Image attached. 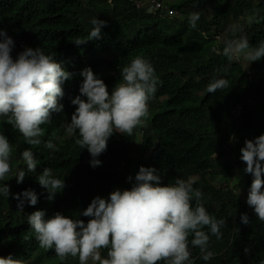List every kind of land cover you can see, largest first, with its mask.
<instances>
[{
    "label": "trees",
    "instance_id": "trees-1",
    "mask_svg": "<svg viewBox=\"0 0 264 264\" xmlns=\"http://www.w3.org/2000/svg\"><path fill=\"white\" fill-rule=\"evenodd\" d=\"M191 3L193 0L168 3L171 14L161 8L150 12L149 5L136 6L135 0H0V29L14 40L12 55L25 47H40L74 74L63 84L64 112L53 113L51 123L41 126L42 141L51 139L59 151L48 150L43 143L28 145L7 118L0 117V133L12 145V174L25 167L20 153L32 148L39 161L36 174L50 167L66 184L63 192L49 201L36 174L27 173L20 184L15 177L6 182L10 194L0 197V256L11 254L19 264H79L77 257L62 262L53 249L40 247L26 222L27 214L39 209L46 216L60 211L75 218L95 196L106 198L114 189L130 188L132 182L127 178H134L143 165L155 167L164 184L174 177L198 176L194 187L202 192L200 203L210 215L225 220L222 237L210 238L209 248L214 252L210 261H203L199 248L190 246L194 264H264V223L246 203L251 175L244 174L234 187H203L208 184V173L228 178L236 165L245 167L239 158L245 139L264 134V92L250 68L242 61L229 62L212 50L214 45L223 49L226 40L239 35L253 45L264 39V0H199L195 11L202 14L195 29L189 26L187 17L179 18L192 12L184 8ZM96 16L107 21L101 37L76 45L73 40L87 37L92 27L90 19ZM237 25L242 32H233ZM136 56L149 59L156 70L161 83L150 102L163 111L146 117V125L131 136L114 133L107 150L99 156L102 165L93 168L87 149H81L63 127L75 110L71 100L80 95L79 72L91 66L111 91L120 80L119 68ZM254 63L264 74V59ZM220 76L229 81V86L206 94L207 84ZM238 105L245 114L244 131L229 139L222 128ZM137 150L139 156L133 158ZM28 188L39 194V201L21 210L13 194ZM239 188L245 192L244 198L242 193L238 195ZM241 213L250 216L248 225L239 222Z\"/></svg>",
    "mask_w": 264,
    "mask_h": 264
},
{
    "label": "clouds",
    "instance_id": "clouds-1",
    "mask_svg": "<svg viewBox=\"0 0 264 264\" xmlns=\"http://www.w3.org/2000/svg\"><path fill=\"white\" fill-rule=\"evenodd\" d=\"M135 2L139 7L149 5V8H161L172 14L167 0ZM198 5L199 0H193V7ZM201 14L194 10L188 15L191 28L197 27ZM90 24L86 38L73 40L76 45L99 39L107 21L96 16L90 19ZM232 30L243 31L238 25ZM14 47L12 37L5 29H0V117H6V122L22 134L28 145L43 143L46 149L59 151L51 139L42 141L44 129L41 126L51 123L53 113L64 112L63 84L74 74L40 47H25L15 57L12 55ZM212 50L229 62L244 60L248 66L264 59V39L253 45L246 36L239 35L226 40L223 49L214 45ZM119 70L120 80L109 91L91 66L84 67L79 72L82 77L80 95L71 100L75 110L70 122L63 125L67 135L74 137L81 149H87L93 168L102 165L99 156L107 150V142L114 133L131 136L134 129L144 123L150 101L161 83L153 64L143 56H136ZM228 86L225 77L213 78L207 84L206 94ZM240 153L239 158L245 163L243 172L252 177L246 203L256 219L264 223V134L245 139ZM11 154L8 137L0 133V197L5 198L10 194L6 182L15 177L17 184L22 183L27 173L36 174L39 164L32 148H26L20 153L25 167L13 175ZM35 178L46 190L49 201L66 187L65 180L50 167H45ZM127 179L132 182L130 188H117L106 198L95 196L75 218L60 211L51 216L39 209L28 213L26 222L40 247L53 249L62 262L68 257H77L79 264H159L161 261L163 264H194L190 246L199 248L203 261L213 258L210 238L220 239L226 222L210 215L200 203L202 192L194 187V177H174L164 184L155 167L141 165L135 177L130 175ZM236 191L245 197L242 189ZM13 198L18 201L17 207L24 210L25 205L38 203L39 194L28 188L13 194ZM239 222L248 225V213H241ZM102 250H106V255H102ZM0 264H19V260L9 254L0 256Z\"/></svg>",
    "mask_w": 264,
    "mask_h": 264
},
{
    "label": "rangeland",
    "instance_id": "rangeland-1",
    "mask_svg": "<svg viewBox=\"0 0 264 264\" xmlns=\"http://www.w3.org/2000/svg\"><path fill=\"white\" fill-rule=\"evenodd\" d=\"M177 1L178 0H169V3L177 2ZM184 8L187 11H189V10L190 11H193V10H195V8L193 7V3L185 6ZM189 14L190 13H183V14L179 15V18L188 17ZM242 62H243L244 66L246 68H250L251 75L253 76L254 79H256V82H258V84L262 88V91L264 92V74H261L260 73V71L257 69L254 61L251 62L248 66H247V62L246 61L242 60ZM162 111H163L162 108L155 106L152 102L149 104V115L150 116L151 115H155L157 113H160ZM244 118H245L244 112H240V114L238 116H233L232 118H230L229 121H227L223 125L222 130L224 131V133L226 134V136L229 139L232 138L235 135H241L243 133V131H244V125H243ZM144 125H146L145 122L143 123V126ZM137 128H140V126L137 127ZM137 128L134 129L135 132H136ZM137 138H138V141L139 142H142L143 137H142L141 134H138V137ZM139 144L140 143H138L137 145H139ZM138 156H139L138 150L132 153V157L133 158H138ZM235 158H237V156L236 155H233V159H235ZM193 177L195 179L198 178V176H193ZM206 177H207V180H208L207 181L208 184H205L204 183L203 184V187H205L206 185H210V184H213L216 187H220V186H222V187H228V186H231V185L234 186L236 183H238L241 179L244 178L243 165L240 164V165L236 166L233 169L232 176L231 177H228V178H226L224 176H221V175H213L212 173L206 174ZM241 197L244 198L242 195H241ZM57 262H59V261H52V262H49L48 264H57Z\"/></svg>",
    "mask_w": 264,
    "mask_h": 264
},
{
    "label": "built area",
    "instance_id": "built-area-1",
    "mask_svg": "<svg viewBox=\"0 0 264 264\" xmlns=\"http://www.w3.org/2000/svg\"><path fill=\"white\" fill-rule=\"evenodd\" d=\"M241 106L240 105H238V106H236L234 109H233V112L234 113H236L237 115L241 112Z\"/></svg>",
    "mask_w": 264,
    "mask_h": 264
},
{
    "label": "water",
    "instance_id": "water-1",
    "mask_svg": "<svg viewBox=\"0 0 264 264\" xmlns=\"http://www.w3.org/2000/svg\"><path fill=\"white\" fill-rule=\"evenodd\" d=\"M153 6H150V8L148 9V11L152 12L153 11Z\"/></svg>",
    "mask_w": 264,
    "mask_h": 264
}]
</instances>
